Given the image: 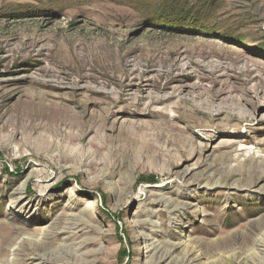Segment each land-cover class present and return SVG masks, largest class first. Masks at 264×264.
<instances>
[{"label":"rangeland","instance_id":"1","mask_svg":"<svg viewBox=\"0 0 264 264\" xmlns=\"http://www.w3.org/2000/svg\"><path fill=\"white\" fill-rule=\"evenodd\" d=\"M90 39L106 73L130 74L121 86L103 71L84 80L95 93L82 109L122 96L115 130L142 123L164 158L75 172L55 149L32 154L20 130L0 131V264H264V0H0V95L11 107L30 89L78 99L38 85L58 54H90ZM207 100L223 109L207 112ZM157 246L175 258L160 261Z\"/></svg>","mask_w":264,"mask_h":264},{"label":"bare ground","instance_id":"2","mask_svg":"<svg viewBox=\"0 0 264 264\" xmlns=\"http://www.w3.org/2000/svg\"><path fill=\"white\" fill-rule=\"evenodd\" d=\"M53 26L60 30V24L53 23ZM90 42L91 44L87 46L90 54L87 52V56L75 51L58 54V61L46 71L51 80L41 82L38 85L40 88L46 90L58 88L60 90L69 89L71 92L80 91L82 93L78 99L71 100L65 97H55L42 91L30 89L26 92L25 99L19 96L17 98V106L11 107L6 103V95L1 94L0 131L5 132L10 129L8 135L11 139L13 134L20 130L23 148L32 154L33 150H35L43 151L50 155L52 149H55L57 151L55 159L58 162L72 165L71 169L75 172L78 171V168L84 166L86 167L85 172L90 173L98 170L101 166V173L104 175L112 170L115 163L124 161L125 159H130L134 168L161 161L164 155L158 152L154 146L151 147L147 143L145 136L139 135L138 132L145 127L142 123H124L122 126L126 127H119V129L115 130L116 122H110V116L114 114V106L122 103L124 100L122 96L114 99V106L112 107L110 105L102 106L93 102L94 106L96 104V106L101 108L100 112H95V110L84 111L82 109L87 102H91L92 100L86 94L95 93V89L87 86L88 83H82L84 80L95 83L94 75L97 71H103L102 78H111L121 86L122 79L129 77L130 74L126 68L127 66H112L113 72L111 74L114 75L106 73L105 70L109 67L107 57H104L102 60L99 59L98 56L101 54L98 52V49H95V40H91ZM95 50L97 51L96 56ZM102 52L104 53V51ZM166 54L170 58H164L163 55L162 60L167 62L165 66L167 67L166 72L171 75L173 67L180 60L181 55L175 46ZM149 62L150 65L146 66L145 70L156 67V61L150 60ZM262 82L264 83V81ZM153 87L162 91L166 90L167 84L162 88H158L161 86ZM165 98L162 97L160 99L163 102ZM206 106L205 110L209 113H216L222 108L215 106V100H207ZM236 109L237 107L232 106L224 111L231 113ZM116 114L120 117L125 116L123 111ZM5 117L6 119H4ZM159 117L167 118V115L161 114ZM226 119L231 121L233 120V116L227 115ZM165 123L167 129L174 131V127L170 123ZM91 133L92 137L87 138V135ZM187 147H190V145H187ZM187 153L189 152L186 151L185 154ZM2 243L0 242V245ZM256 246L259 252H264V243L262 241L258 240ZM156 248L160 261L165 259L173 260L175 258L170 251H167L163 247L157 246ZM3 253V249L0 248V255ZM37 259V264L54 263L47 254L37 255ZM177 263L192 264V261L189 258H183ZM243 263L245 264V261Z\"/></svg>","mask_w":264,"mask_h":264}]
</instances>
